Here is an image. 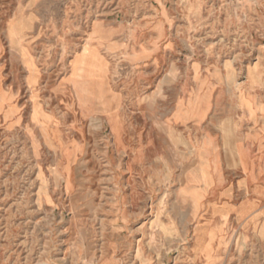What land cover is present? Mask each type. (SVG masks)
<instances>
[{
	"label": "rangeland",
	"instance_id": "obj_1",
	"mask_svg": "<svg viewBox=\"0 0 264 264\" xmlns=\"http://www.w3.org/2000/svg\"><path fill=\"white\" fill-rule=\"evenodd\" d=\"M37 262L264 264V0H0V264Z\"/></svg>",
	"mask_w": 264,
	"mask_h": 264
},
{
	"label": "bare ground",
	"instance_id": "obj_2",
	"mask_svg": "<svg viewBox=\"0 0 264 264\" xmlns=\"http://www.w3.org/2000/svg\"><path fill=\"white\" fill-rule=\"evenodd\" d=\"M32 235V234H31ZM37 264H38V262H37Z\"/></svg>",
	"mask_w": 264,
	"mask_h": 264
}]
</instances>
